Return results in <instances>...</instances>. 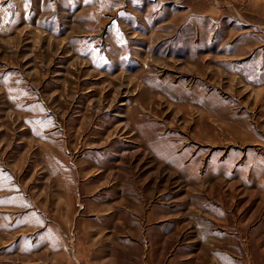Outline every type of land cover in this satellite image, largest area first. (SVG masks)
I'll return each instance as SVG.
<instances>
[{
  "label": "rangeland",
  "instance_id": "obj_1",
  "mask_svg": "<svg viewBox=\"0 0 264 264\" xmlns=\"http://www.w3.org/2000/svg\"><path fill=\"white\" fill-rule=\"evenodd\" d=\"M80 2L0 0V264H78L92 178L178 194V232L124 240L120 260L264 264V56L181 7L121 2L92 23Z\"/></svg>",
  "mask_w": 264,
  "mask_h": 264
},
{
  "label": "crops",
  "instance_id": "obj_2",
  "mask_svg": "<svg viewBox=\"0 0 264 264\" xmlns=\"http://www.w3.org/2000/svg\"><path fill=\"white\" fill-rule=\"evenodd\" d=\"M26 1L34 2V0ZM102 1L81 0L80 3L91 10V16L88 21L94 23L98 20L96 17L98 16V10L100 8L113 9L121 2L127 3L137 0ZM138 1L146 5L153 4V7L160 10L163 6L169 7L170 9L181 7L183 10H186V13L189 14L190 12L192 18H194V15L208 17L211 22L227 26L229 27V32H234L235 50L233 55L238 58L251 57L252 59L254 57L264 56V0ZM145 9H147V6ZM157 142L158 139L156 136L150 140V143ZM153 146H155V149L151 147L150 151L159 158L160 167L169 173L171 178L172 176L178 177L180 167L176 152L168 150V148H164L163 150L160 148V150H157L158 146ZM106 162L107 164L111 163L109 159ZM205 165L211 166L210 163ZM213 165L218 166L220 163ZM227 167L231 168L232 166ZM98 174L99 172L96 173V175ZM106 175H109V173ZM94 179H91L92 182L88 186V188L90 187L89 189L93 190L89 204H82L83 210L90 209L91 218H89V226H84L80 230H76L78 233L76 237L78 264H163L164 261L162 259H153L150 256H143L141 259L137 258L134 260H120V258L114 256V249L124 247V240L129 241L133 239L134 243L139 246L142 244L143 248L149 250L152 247V242L146 234L152 232L153 229L166 233L168 229L164 227L168 223H171L170 233H177L178 229H173L172 223L174 222L177 225L178 194L176 192L173 194V190L169 195L164 194L165 192L163 193V190L154 193L156 190L154 185H151L150 193L147 192V186H145L144 190H141L140 187L133 186L128 192L118 193L115 190L116 186L113 185L114 181L112 183L108 179L109 182L107 181V183L97 182L95 184L93 182ZM81 189L87 191V183L81 185ZM80 196L82 198L84 197V195ZM163 198L168 199L164 200ZM169 213L170 215H168ZM125 222H128V224H125ZM234 231L238 234L236 230ZM116 233L121 234L118 236V242L120 244L117 246L115 244L116 241H114ZM128 235L130 236L128 237ZM238 247H242L241 242H238ZM80 248H83L81 249L82 252ZM223 248L226 247L224 246ZM174 254L175 252H171V255L165 259L167 263L178 264V257ZM59 264H70V262L66 258L64 261L61 260Z\"/></svg>",
  "mask_w": 264,
  "mask_h": 264
}]
</instances>
